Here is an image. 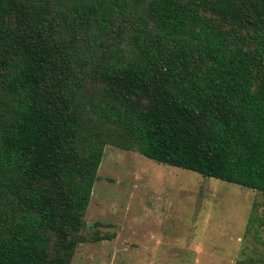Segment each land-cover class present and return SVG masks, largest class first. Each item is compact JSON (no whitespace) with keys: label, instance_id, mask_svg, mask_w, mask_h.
Here are the masks:
<instances>
[{"label":"trees","instance_id":"trees-1","mask_svg":"<svg viewBox=\"0 0 264 264\" xmlns=\"http://www.w3.org/2000/svg\"><path fill=\"white\" fill-rule=\"evenodd\" d=\"M105 145L264 199V0H0V264L112 237Z\"/></svg>","mask_w":264,"mask_h":264},{"label":"rangeland","instance_id":"rangeland-1","mask_svg":"<svg viewBox=\"0 0 264 264\" xmlns=\"http://www.w3.org/2000/svg\"><path fill=\"white\" fill-rule=\"evenodd\" d=\"M84 212L109 239L77 244L69 264H260L259 192L105 145ZM256 220L246 230L250 210Z\"/></svg>","mask_w":264,"mask_h":264}]
</instances>
